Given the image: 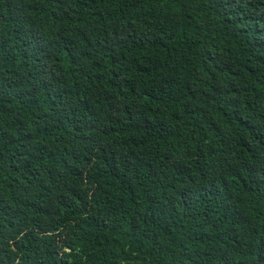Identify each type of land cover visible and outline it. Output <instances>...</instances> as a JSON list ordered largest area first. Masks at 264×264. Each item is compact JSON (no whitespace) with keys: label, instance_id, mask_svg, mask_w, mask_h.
I'll return each instance as SVG.
<instances>
[{"label":"trees","instance_id":"trees-1","mask_svg":"<svg viewBox=\"0 0 264 264\" xmlns=\"http://www.w3.org/2000/svg\"><path fill=\"white\" fill-rule=\"evenodd\" d=\"M0 264H264V0H0Z\"/></svg>","mask_w":264,"mask_h":264}]
</instances>
